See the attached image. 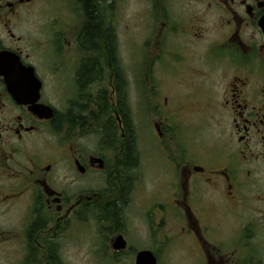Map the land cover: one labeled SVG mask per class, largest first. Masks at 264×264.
I'll return each mask as SVG.
<instances>
[{"label":"flooded vegetation","instance_id":"af4514ba","mask_svg":"<svg viewBox=\"0 0 264 264\" xmlns=\"http://www.w3.org/2000/svg\"><path fill=\"white\" fill-rule=\"evenodd\" d=\"M45 1L0 0V264L62 261L69 227L87 212L110 224L115 259L136 264L151 251L159 264L172 246L188 264H264V0H183L173 3L179 15L169 0L149 1L152 68L162 83L174 80V91L153 119L155 141L145 139L140 151L137 141H111V96L86 92L106 78L99 62L111 71L105 38L102 47L86 40L91 20L105 35V4L111 26V0H74L73 10L65 1L75 29L57 37ZM67 32L75 41L63 39ZM75 45L83 55L73 80L83 95L50 96L51 75L66 70ZM8 80L25 93L15 95ZM99 130L101 151H87L85 134ZM99 171L107 187L85 186ZM137 188L142 209L132 216Z\"/></svg>","mask_w":264,"mask_h":264},{"label":"rangeland","instance_id":"374dc122","mask_svg":"<svg viewBox=\"0 0 264 264\" xmlns=\"http://www.w3.org/2000/svg\"><path fill=\"white\" fill-rule=\"evenodd\" d=\"M65 1L70 2L68 9L73 10L76 6L74 0H46L43 6V12L50 14L51 22L50 31L53 37L62 30L68 28L75 29V15H68V9L64 5ZM114 8L111 11L114 24L119 40V50L122 60V66L126 73L128 80L127 84V102L130 106L133 124L136 129V140L138 150L143 147L145 139L150 141L149 138L155 141L154 136L149 132L152 128L153 119L157 111L166 110L168 107L165 105V98L170 100L173 98L171 95L174 91V80L171 77L163 78L157 66L152 68V57L156 49V40L153 34L155 28V15L150 11V0H113ZM183 0H169L168 11L172 13L181 12L178 5L174 10L173 3H182ZM106 5V4H105ZM103 5L105 8L106 6ZM102 6V8H103ZM180 12V13H179ZM55 14V15H54ZM63 18H68L66 21H61ZM60 21V23H59ZM57 23V25H55ZM68 25V26H67ZM74 26V27H73ZM74 32V31H73ZM75 39V33L67 32L64 34L63 39ZM75 41V40H74ZM101 49L98 52L99 58L102 57ZM83 52L78 46L68 49L64 61L66 62V70L64 67L59 73L60 75H51L50 78V96H81L80 91L74 76V66L79 60ZM101 59L104 60L102 57ZM61 65L62 63L59 62ZM58 63V64H59ZM107 63V57H106ZM147 66H151L147 69ZM100 83L86 89L88 96H111V119L114 120L118 128V135L121 137L125 133L122 127L120 128L119 115L117 113L118 97L116 96L113 88L114 78L111 71L107 68L104 70L100 65ZM106 67V64H105ZM152 69V70H151ZM53 70H51L52 73ZM147 72L149 73L148 79L146 78ZM111 73V76H110ZM110 76V77H109ZM59 77V78H58ZM160 80V82L157 81ZM187 86H193L192 81L187 83ZM207 88L209 86H206ZM83 92V91H82ZM85 92V93H86ZM84 93V92H83ZM168 112V111H166ZM105 132L101 130L91 134H85V142L88 141L87 151L99 152L101 151V143L105 140ZM103 140V141H102ZM151 144L149 143V146ZM152 151V150H151ZM111 160V164H112ZM154 172L155 164L151 161L148 164ZM84 185L94 190H103L107 187V177L102 171L91 173L89 176L84 177ZM143 201L142 193L137 188L133 193V202L128 211L132 216L139 215L141 211V202ZM144 230L142 229V232ZM66 242V251L62 257V261H52L50 264H135V260L130 258L115 259L111 256V226L110 224L98 223L92 213H85L83 220H80L73 227H69L68 236L64 239ZM166 247L161 251L162 258L159 264H188V259L185 256H180L178 252L183 251L182 248H175L169 246V251Z\"/></svg>","mask_w":264,"mask_h":264},{"label":"trees","instance_id":"16d2710c","mask_svg":"<svg viewBox=\"0 0 264 264\" xmlns=\"http://www.w3.org/2000/svg\"><path fill=\"white\" fill-rule=\"evenodd\" d=\"M114 3L115 2L111 0V11H113ZM102 9H103V15L101 16L100 22L105 31V35L103 36L100 33L99 25H93V21L91 20L87 26L89 36H86V40L89 39L90 40L89 43L94 47H102L104 45V41H103V37H104L106 40L105 41L106 48L109 49V53L111 54V73L114 78L113 88L116 96L118 97L117 113H119L122 118L123 127L125 130V137L122 136L120 137L117 134L118 128L115 125L114 120L111 119V141L129 140L130 142H134L136 137V129L131 121L132 112L126 97L128 80L124 68L122 66L116 25L114 24V19H113L114 17L112 18L111 15V26H110L107 7L105 8L103 6ZM90 15L93 16V14L91 13ZM90 65L91 64H88L87 67H89ZM129 159H128V163H129ZM120 165L123 167L124 170L127 171L126 163L124 162V160L121 162Z\"/></svg>","mask_w":264,"mask_h":264},{"label":"water","instance_id":"95a60500","mask_svg":"<svg viewBox=\"0 0 264 264\" xmlns=\"http://www.w3.org/2000/svg\"><path fill=\"white\" fill-rule=\"evenodd\" d=\"M31 74L33 76H35L33 69H31ZM8 84H9L10 90L17 96L23 95V93H25V91H26L25 90L26 86H24L22 84L14 83L13 81L11 82V80H8ZM33 85H34V83H31L27 87H31ZM40 87H41L40 82H37L36 83V91L37 92L39 91ZM38 109H39L38 107H35L36 111ZM97 161H100L101 165H102V159H97ZM117 241L120 243V244H118L119 247H124L125 243L123 241V236L118 237ZM136 264H158L157 257L151 251H141L137 256Z\"/></svg>","mask_w":264,"mask_h":264}]
</instances>
